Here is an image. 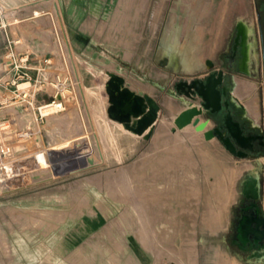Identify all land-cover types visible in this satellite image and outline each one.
Masks as SVG:
<instances>
[{
    "label": "rangeland",
    "instance_id": "rangeland-1",
    "mask_svg": "<svg viewBox=\"0 0 264 264\" xmlns=\"http://www.w3.org/2000/svg\"><path fill=\"white\" fill-rule=\"evenodd\" d=\"M0 7L19 8L15 17L6 14L19 20L11 26L18 53H31L35 67L52 59L41 74L70 73L78 99L41 120L0 90V167L31 169L4 183L0 177V264H264L262 247L239 245L233 234L237 207L255 187V165L217 139L207 142L193 126L174 130L173 120L188 104L176 84L220 68L229 81L235 76L226 84L231 100L254 126L233 93L245 107H259L263 97L264 0H253L260 60L254 69L252 51L249 72L240 68L237 32L210 56L189 47L207 26L201 0H0ZM9 29L0 30L3 58ZM181 31V39L193 40L186 48ZM112 76L159 107L149 137L110 117L111 110L124 117L108 93ZM51 93L41 88L36 100L49 101ZM113 99L132 102L137 115L146 110L129 90ZM259 109L252 118H262L264 128L263 100ZM209 113L202 119L212 120ZM259 117L253 119L261 124ZM49 146L59 162L44 169L34 153ZM72 156L78 159L68 161ZM61 167L65 172L55 174Z\"/></svg>",
    "mask_w": 264,
    "mask_h": 264
},
{
    "label": "built area",
    "instance_id": "built-area-1",
    "mask_svg": "<svg viewBox=\"0 0 264 264\" xmlns=\"http://www.w3.org/2000/svg\"><path fill=\"white\" fill-rule=\"evenodd\" d=\"M21 11V10H20ZM19 12L18 7L5 9L0 7V30L7 31V28L14 24H17L19 20L13 19L9 21L7 13L10 16H16ZM34 15L41 14L40 11H34ZM58 27V25H57ZM61 29V28H60ZM21 43L19 39H12V36L8 35L6 40V47L8 48L6 56L1 59L0 62V90L6 93H11L10 99L12 103L17 104L24 111H34L40 117L41 120L47 119V117L56 115L66 111L69 101L78 100L76 92L74 90L73 78L70 77V73L67 75L56 74L51 78L46 76V73L41 74V71L46 70L43 65L52 64V59H42L40 61L41 66L35 67L30 58V54L27 51H22L20 54L16 50L17 44ZM32 70H37V76L34 77ZM77 75V74H76ZM76 79V78H75ZM51 88V99L49 101H37V93L41 88ZM7 100V99H5ZM3 104V102H0ZM53 146H49L43 150L34 153L36 160H44L46 166L53 169L58 164V156L53 149ZM77 157H69L68 161H75ZM64 160V159H63ZM62 161V160H61ZM12 166L11 170H5L6 167ZM27 166L15 165L14 163L5 164L0 167V177L2 183L7 182V177L12 180L18 178V174L21 172L30 171L23 170ZM25 174V173H24Z\"/></svg>",
    "mask_w": 264,
    "mask_h": 264
},
{
    "label": "flooded vegetation",
    "instance_id": "flooded-vegetation-1",
    "mask_svg": "<svg viewBox=\"0 0 264 264\" xmlns=\"http://www.w3.org/2000/svg\"><path fill=\"white\" fill-rule=\"evenodd\" d=\"M254 45L255 48L252 50L255 53L253 56V64L254 69H256L260 60L257 29ZM251 49L252 47L250 46V51ZM220 70V68L213 69L207 74L192 77L191 79H205L211 73ZM232 79L234 80V77H232ZM223 88L226 91L224 92L225 95L223 94L221 109L215 112L207 110L210 112L211 121H214L212 130L218 129L221 132V134L216 133L214 137L224 146V141L229 138L236 147V152L233 154L241 158H249L250 163L255 165L254 169H251L255 175V187L249 193L248 200L244 203H240L238 207L236 206L238 208V214L235 219L233 234L239 245L262 247L263 251L260 254L259 260L264 261V172L261 173L259 170L263 168L264 171V163L260 164V160L264 159L263 122L262 125L260 123L258 124L253 118L251 119L253 120L254 126L252 123L247 122L242 116L243 114L241 115L239 109H237L235 103L231 100V94H229L231 86L228 87L225 85ZM232 91L234 92V89ZM260 95H258L259 98ZM234 97L238 99L235 95ZM261 100H263L264 103V93L263 97L260 98V103ZM199 102L201 103V100H199ZM245 112L247 114V111ZM239 131L240 136L237 133ZM247 138H249V140H247ZM239 152L245 153V155L239 156ZM237 204H239V193L234 205ZM230 228L231 226H229L228 229L230 230Z\"/></svg>",
    "mask_w": 264,
    "mask_h": 264
},
{
    "label": "crops",
    "instance_id": "crops-1",
    "mask_svg": "<svg viewBox=\"0 0 264 264\" xmlns=\"http://www.w3.org/2000/svg\"><path fill=\"white\" fill-rule=\"evenodd\" d=\"M175 1H184V3H187L188 0H175ZM222 1V2H220ZM176 9L178 10V15L184 16L185 14L183 13L184 10L182 8H178L176 6ZM206 11L207 13V20H206V27L203 28L200 31V40H195L194 41L189 39H181L187 36L186 31L180 33V46H183L187 41H193L189 47L198 49L199 46L202 47L203 53L207 56H210L213 54L215 48H222L223 46H226L228 43L229 38L232 35V32H237V36L235 39V45H240L242 47V54L244 59V64L249 63L251 64V53L252 50L255 48V35H256V24L254 19H252L253 14V0H201V13L203 15L204 12ZM180 13V14H179ZM221 15L220 17L216 18L217 15ZM213 17V19H212ZM237 17V22L234 20V18ZM10 36H12V27H10ZM169 32L168 34H170ZM168 34L165 36V38L168 36ZM197 34L195 36L198 37L199 32H196ZM164 38V39H165ZM162 40V42L164 41ZM222 39L223 42H222ZM254 41V43H251V41ZM244 43V45H242ZM162 44V43H161ZM26 46V45H25ZM176 44L173 45L175 47ZM188 44H185L183 48H186ZM252 47L251 51L248 49ZM161 47V45H160ZM247 48V49H246ZM244 50V52H243ZM3 57H0L2 59ZM242 58V59H243ZM241 59V60H242ZM249 60V61H248ZM1 62V61H0ZM241 62V61H240ZM208 66L213 65V62L211 60L207 61ZM235 79V76H234ZM130 90V89H129ZM133 90V89H132ZM136 94H139L138 92L132 91ZM238 99L239 96H236ZM183 100L188 101L187 107L189 106L190 100L182 97ZM73 101V100H72ZM240 101V100H239ZM197 104V103H195ZM240 104L244 106L241 102ZM199 105V104H198ZM245 107V106H244ZM185 109V108H183ZM181 109L178 114L183 110ZM246 109V107H245ZM247 111V110H246ZM177 115L173 116L176 118ZM248 115L250 118L251 114L248 111ZM205 121L202 119V122ZM213 123V122H212ZM212 123L209 124V127H212ZM261 125H262V118H261ZM175 128V127H174ZM120 129V128H119ZM212 129V128H211ZM121 130V129H120ZM126 133V132H124ZM128 134V133H127ZM131 135V134H129ZM139 137V136H137ZM216 139L212 141H207V142H215Z\"/></svg>",
    "mask_w": 264,
    "mask_h": 264
},
{
    "label": "water",
    "instance_id": "water-1",
    "mask_svg": "<svg viewBox=\"0 0 264 264\" xmlns=\"http://www.w3.org/2000/svg\"><path fill=\"white\" fill-rule=\"evenodd\" d=\"M117 78V76H112L109 82L111 83L112 81L117 80L118 85L119 81ZM228 82L230 81L223 70L215 71L208 75L205 79H184L179 81L176 84V89L184 94L186 98L192 101L201 100V105L197 106L192 103L188 107L183 109L174 121L177 128L181 129L186 125L193 123L196 126L197 130H203L207 124L206 122H200L199 116L204 115L205 111L207 110L215 112L221 109L223 94L225 95V89L223 88V86H225ZM121 83L124 84L122 79ZM146 97H148L150 101L151 108L154 109L155 118L147 115L138 119L137 130L142 133L149 125H151L149 131H147V133L144 135L146 137H149L156 122L159 107L151 97H149L148 95H146ZM132 115L139 117V115L135 113H132ZM216 133L221 134L218 129H210L205 132V138L207 140L212 139L216 135ZM247 140H249V138H247ZM224 144L230 152H236V147L229 138L224 141ZM238 155L243 156L245 155V153L239 152ZM60 172H65V170L58 171L54 169L55 174H59Z\"/></svg>",
    "mask_w": 264,
    "mask_h": 264
},
{
    "label": "bare ground",
    "instance_id": "bare-ground-1",
    "mask_svg": "<svg viewBox=\"0 0 264 264\" xmlns=\"http://www.w3.org/2000/svg\"><path fill=\"white\" fill-rule=\"evenodd\" d=\"M247 49V48H246ZM69 50H70V53L72 54V56H73V59H74V55H73V51H72V48H71V46H70V48H69ZM249 51H250V48L248 49ZM243 52H244V50H243ZM244 54V53H243ZM244 59L245 58H243L242 60H241V62H240V68L243 70V71H246V72H248V69H249V63H246V64H244ZM249 61V60H248ZM246 74V73H245ZM118 79V81H119V84L117 85V80L116 81H112L109 85H108V93H109V95H110V98H111V101H112V104H114V107L115 108H117L118 110H119V112H120V114H122L123 113V115H124V117L122 116V115H118V114H115V115H113L112 114V110L110 111V117L112 118V120L113 119H118V121L117 122H119V123H121V124H123V126H124V128L126 129V130H128L129 132H131V133H133V134H135V135H137V136H139V137H142V136H144L146 133H147V131H149V129H150V127H151V125H149L142 133L141 132H139L137 129H138V123H137V120L138 119H140V118H142V117H144V116H150V117H153V118H155L154 117V109L153 108H151V106H150V101H149V99H148V97H146V95L144 96L141 92H139V94H136V93H134V92H131L129 89H128V87H126L124 84H122L121 83V78L120 77H118L117 78ZM126 90H129L131 93H133V94H136V95H138L141 99H142V101L145 103V105H146V110H145V112L143 113V114H141V115H139V117H136V116H134V115H132V113H133V111H132V109H131V106H132V102H128L127 104H123V102H115V100L113 99V96H115L116 94H118V93H124ZM226 91V90H225ZM229 92H231V90L229 89ZM232 94V93H231ZM257 95V94H256ZM150 97V96H149ZM233 98L235 99V97H234V95H233ZM237 100V102H238V105L239 106H241V104L239 103V101H238V99H236ZM194 104L195 102H191L190 101V104ZM189 104V105H190ZM253 104V103H252ZM251 103H250V107L248 106V107H246V109H245V107L243 106V109L246 111L247 110V113H248V111L250 112V114H251V117H252V114H254V112L256 113V115H261V113H257L256 111H255V109L256 110H260L259 109V107H260V98L257 96V99H256V104L257 105H259V107L257 106H253ZM242 107V106H241ZM127 115H129L128 116V118H125ZM255 115V116H256ZM259 115V116H260ZM202 116L203 115H201V116H199V119H200V122H202ZM253 116V118L254 119H257L256 117H259V116ZM134 118V119H133ZM260 118V117H259ZM261 119V118H260ZM259 120V119H258ZM203 122H206V127L203 129V130H197V128H196V126L193 124V123H191V124H188V125H186L185 127H183V128H181V129H179V128H177V126L175 125V123H174V125H175V129L176 130H179V131H183L184 129H186L187 127H189V126H193L194 128H195V131L197 132V133H204V137H205V132L206 131H208V127H209V124L210 123H212V121L211 120H205V121H203ZM255 122H257V121H255ZM238 126V125H237ZM210 130V129H209ZM234 134V133H233ZM235 135V134H234ZM238 135L240 136V131L238 132ZM214 139H216L215 137H213L212 139H209V140H207L206 138H205V140L206 141H212V140H214ZM232 153V152H231ZM262 163H264V159H261L260 160V164H262ZM56 169V168H55ZM60 170H63V167H61V168H59ZM58 169V170H59ZM62 174V173H61ZM66 174V173H65Z\"/></svg>",
    "mask_w": 264,
    "mask_h": 264
}]
</instances>
